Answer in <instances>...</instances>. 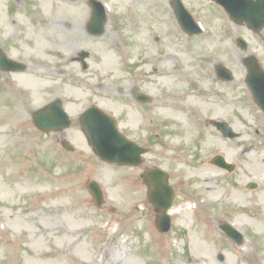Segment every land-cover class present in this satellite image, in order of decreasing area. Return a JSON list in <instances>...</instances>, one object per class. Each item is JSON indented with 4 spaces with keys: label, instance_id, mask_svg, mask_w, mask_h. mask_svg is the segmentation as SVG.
I'll return each mask as SVG.
<instances>
[{
    "label": "rangeland",
    "instance_id": "1",
    "mask_svg": "<svg viewBox=\"0 0 264 264\" xmlns=\"http://www.w3.org/2000/svg\"><path fill=\"white\" fill-rule=\"evenodd\" d=\"M42 1L47 3V15L42 14V3L37 0H0V48L7 50L12 59L28 65L25 73L8 75L0 71V111L6 113L0 114V184L5 190L0 191V233L4 228L8 231L13 227L12 235L22 250L8 251L7 238L0 234V264H10L14 256H25L24 252L37 264H198V261L199 264H264V118L251 106L243 64L250 55L264 62V43L258 35L246 26H237L223 18L224 13L211 0H182L208 36L202 34L192 39L182 36L183 31L173 16L170 20L172 0H127L122 4L119 0H101L109 8L108 17L112 21L96 47L99 63H92L93 69L85 72L68 59L78 50L91 48L81 27L89 15L87 1L76 0L79 13L57 18H52V12L71 9L66 5L67 0ZM24 13L32 16L31 20ZM239 37L248 43L247 51L237 46ZM121 46L127 49L122 50ZM129 51L130 66L124 67L118 55ZM170 52L174 61L147 62L149 58ZM104 53L106 66L103 68ZM181 55L185 65L180 61ZM219 63L234 72L233 83H216L214 67ZM95 70H101L105 79L94 78ZM160 70L178 72L170 88L155 79ZM87 76L94 79L87 83ZM31 77L40 84L35 86L29 80ZM120 84L125 96L119 95ZM135 85L153 97L154 102L148 109L130 100L128 89ZM7 86L19 88L15 92ZM189 92L192 96L188 95L186 100L183 95ZM58 98L64 100L73 126L61 134H44L35 127L31 113ZM89 100L119 120L123 130L142 144L149 135L142 130L147 120L140 119L142 126L133 124L131 115L144 117L149 112L159 120L153 126H168L167 131L180 128L179 133L171 132L169 140H177L188 152L184 156L186 162L177 157L173 160L172 156L168 157L170 160L164 158L174 185L184 176L199 171L215 179L218 171L204 169L201 163L226 147L229 160L240 163L249 176L243 170L234 180L220 174L219 179L207 182L204 188L210 187L211 194H222L224 200L215 207L208 203L204 213L208 212L218 222L222 221L221 216H227L225 220L244 235V243L235 246L232 252L224 249L218 224L215 227L218 232L214 230L216 235L210 238L213 243L210 241V247L203 248L201 245L209 237V230L192 203L180 208V214L174 218L178 228L167 238L153 234L146 221L136 220L129 212L130 207L137 205L136 198L124 197L121 187L117 186L118 178L128 174L135 180L154 160L147 155L142 167L135 169L108 165L98 159L78 124V116L91 104ZM206 101L210 106L204 109ZM173 104L188 112L178 116L158 114L160 106ZM23 109L24 114L19 113ZM201 111L206 115H201ZM15 113L20 114L17 123L10 120L9 114ZM207 116L229 122L240 138L233 142L224 139L214 126L201 121ZM171 120L177 126L167 123ZM183 128L189 130L188 136ZM212 133L218 138H213ZM27 137L33 142L27 143ZM208 139V145L203 144ZM65 140L76 148V153L63 150L61 143ZM214 140L221 142L209 145ZM249 179L258 183L257 190H247L245 185ZM27 180L29 185L25 183ZM90 180L97 181L104 190L106 202L101 208L94 205L87 190ZM193 185L202 193L200 184ZM126 186L130 188L129 183ZM238 187L246 188L248 209L236 215L225 199ZM207 193H203V198L209 202L211 195ZM117 222L122 224V230ZM74 230L78 237L73 234ZM42 245L47 246L48 255L37 252ZM54 256L57 259H52ZM222 257L224 260L220 261ZM17 261L16 264H29L21 257Z\"/></svg>",
    "mask_w": 264,
    "mask_h": 264
},
{
    "label": "water",
    "instance_id": "2",
    "mask_svg": "<svg viewBox=\"0 0 264 264\" xmlns=\"http://www.w3.org/2000/svg\"><path fill=\"white\" fill-rule=\"evenodd\" d=\"M216 1L228 10L237 23H247L256 32H260L264 28V0H257L258 2H253V0ZM99 20L104 22V15L97 11L95 21L97 22ZM189 31L192 34L197 32L196 26L194 25V28L189 29ZM240 44L246 47L242 40H240ZM246 62L248 64L252 63L249 67L252 73L249 75L247 82L259 105L264 109V73L259 72L257 66H253L255 65L254 59H248ZM227 76L229 80H232L230 74ZM36 118L38 125L46 130L62 128L63 125L67 124L64 113H62L57 106L49 108L47 112L38 114ZM82 125L88 135L91 145L102 158L118 164L138 163L136 160L139 158V153L134 151L133 145L127 144L118 135L114 123L109 118L101 115L99 112L86 114L82 119ZM225 132L228 136L233 135L228 129H225ZM161 178L163 179L164 176H161ZM255 187L256 185L252 188ZM98 196L99 198L102 197L99 191ZM234 239L237 240V242H241L242 236L236 231V233L234 232Z\"/></svg>",
    "mask_w": 264,
    "mask_h": 264
},
{
    "label": "bare ground",
    "instance_id": "3",
    "mask_svg": "<svg viewBox=\"0 0 264 264\" xmlns=\"http://www.w3.org/2000/svg\"><path fill=\"white\" fill-rule=\"evenodd\" d=\"M12 1V0H10ZM37 2L39 3H42V7H43V11H42V14L43 15H47L48 12H47V3L43 2L42 0H37ZM120 3H125V0H120L119 1ZM171 60H174L173 56L171 53H167L165 54L164 56L160 57V56H156V57H153V58H149L147 60V62H154V63H158V64H161V63H164V62H167V61H171ZM180 61L182 62H186L185 58L181 57L180 58ZM105 64H106V56H105ZM174 78L175 76H173L172 74L168 73V72H165V71H157L156 72V80L159 84H162L164 87H170L171 85H173V82H174ZM35 86H38L40 83L38 80H36L35 78L31 77L29 79ZM8 90H11L13 88V90L15 92L18 91V88L19 87H10V86H7ZM204 109H207L209 107V103H205L204 104ZM1 115H5L4 113H1ZM158 114L161 115V116H169V115H174V116H178V115H182L183 114V111L182 109L180 108H175V107H172V106H161L159 109H158ZM20 114L19 113H15V115L13 117H11V120H15ZM172 117V116H171ZM176 119V118H175ZM213 138H216L215 136H213ZM211 139V138H210ZM210 139H208L207 141L204 142L205 145H208V142L210 141ZM28 143L32 142V140L28 139L27 140ZM220 142V140H214L213 142L209 143L212 144H216L218 145ZM27 185L30 184V181H26L25 182ZM0 191H5L3 186L0 184ZM232 200L235 202V203H238V204H244L245 201H246V195L240 190V189H237L235 190L233 193H232V196H231ZM211 199L212 200H216V197L215 196H211ZM246 208V207H244ZM9 231H8V235L9 236H12V234L15 232L14 228L13 227H9ZM83 229V228H82ZM77 230H74L73 233H76ZM13 247H19V244H17L16 242H9V248L10 249H13ZM203 248L206 249V246H203ZM247 249L245 250H242V253H246ZM37 252H40V250H37ZM31 263H33V261H31Z\"/></svg>",
    "mask_w": 264,
    "mask_h": 264
},
{
    "label": "flooded vegetation",
    "instance_id": "4",
    "mask_svg": "<svg viewBox=\"0 0 264 264\" xmlns=\"http://www.w3.org/2000/svg\"><path fill=\"white\" fill-rule=\"evenodd\" d=\"M90 38H92L91 36H89V39ZM89 43H91V41L89 40ZM97 44H98V42H93L92 43V46H93V48L94 49H96V47H97ZM89 56H88V62L89 63H95V64H98L99 63V60L96 58V52L95 53H92L91 52V50H90V52H89ZM81 56H82V54H79L78 56H77V59H81ZM84 64V63H83ZM85 66H86V64H84ZM88 69L90 68V67H87Z\"/></svg>",
    "mask_w": 264,
    "mask_h": 264
}]
</instances>
